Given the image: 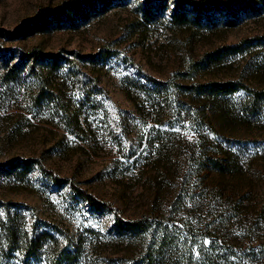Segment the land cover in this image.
Masks as SVG:
<instances>
[{"label":"rangeland","instance_id":"374dc122","mask_svg":"<svg viewBox=\"0 0 264 264\" xmlns=\"http://www.w3.org/2000/svg\"><path fill=\"white\" fill-rule=\"evenodd\" d=\"M65 1L0 0V264H264V0Z\"/></svg>","mask_w":264,"mask_h":264},{"label":"trees","instance_id":"16d2710c","mask_svg":"<svg viewBox=\"0 0 264 264\" xmlns=\"http://www.w3.org/2000/svg\"><path fill=\"white\" fill-rule=\"evenodd\" d=\"M100 2V4H104L105 0H68L65 1L62 5L69 9V10H78L80 8H85L86 5L88 6V8H91L94 4H96L97 2ZM234 1H241V0H176V2L179 4L184 3L183 8L186 6V4L188 3L192 8H194L197 13L198 16H207L206 14H209V10L208 8H210V6H223L224 8H226V12L228 14H232L233 13V2ZM178 8L176 7L174 8V10L172 11L173 14H178ZM180 9V8H179ZM180 13L178 14L177 17L179 18H185L186 16V11L185 9H180ZM80 13H82V11H78ZM25 57H29L31 58V62L34 63L39 59V55L38 53L35 51H31L27 54H24ZM23 57V56H22ZM160 83H162L163 81H159ZM213 84H218V83H213ZM219 88L221 89H226V88H230L228 83H221L218 84ZM214 86V85H212ZM24 164L28 163L27 160L23 161ZM13 164V162L11 163H7L5 165H3V167L8 168ZM52 178L56 181V182H61V181H66V178H62V177H57L55 175H53L50 172ZM72 189L75 193H77L79 196H81L82 198H84L89 204L93 205V206H98V207H103V206H107L108 207V203L105 202H101L99 200H97L93 195H91L90 193H88L87 191L80 189L74 185H72ZM116 223L119 226V228L121 229H127V228H135V229H141V228H145V226L149 223V219L145 216H141L139 218L136 219H123L121 217H117L116 216ZM208 264H214V259H210L208 258Z\"/></svg>","mask_w":264,"mask_h":264},{"label":"snow or ice","instance_id":"6c2138e0","mask_svg":"<svg viewBox=\"0 0 264 264\" xmlns=\"http://www.w3.org/2000/svg\"><path fill=\"white\" fill-rule=\"evenodd\" d=\"M205 243L207 244V243H209V242L206 241Z\"/></svg>","mask_w":264,"mask_h":264}]
</instances>
